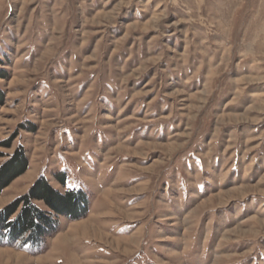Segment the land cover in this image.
Wrapping results in <instances>:
<instances>
[{
    "label": "rangeland",
    "instance_id": "374dc122",
    "mask_svg": "<svg viewBox=\"0 0 264 264\" xmlns=\"http://www.w3.org/2000/svg\"><path fill=\"white\" fill-rule=\"evenodd\" d=\"M0 90V211L88 199L0 264H264V0H0Z\"/></svg>",
    "mask_w": 264,
    "mask_h": 264
},
{
    "label": "trees",
    "instance_id": "16d2710c",
    "mask_svg": "<svg viewBox=\"0 0 264 264\" xmlns=\"http://www.w3.org/2000/svg\"><path fill=\"white\" fill-rule=\"evenodd\" d=\"M2 101L3 94L0 90V102ZM26 167L25 155L19 150L0 167V193L23 174ZM36 202H43L46 209ZM87 204V195L83 191L71 189L61 193L41 177L34 182L27 194L0 211V243L38 247L49 234L57 230L58 216L79 219L85 215Z\"/></svg>",
    "mask_w": 264,
    "mask_h": 264
}]
</instances>
